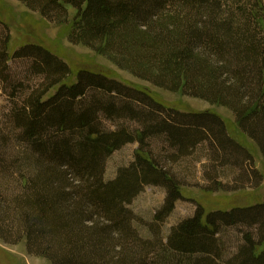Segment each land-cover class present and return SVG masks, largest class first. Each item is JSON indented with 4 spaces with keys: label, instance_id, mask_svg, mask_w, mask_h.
I'll use <instances>...</instances> for the list:
<instances>
[{
    "label": "trees",
    "instance_id": "16d2710c",
    "mask_svg": "<svg viewBox=\"0 0 264 264\" xmlns=\"http://www.w3.org/2000/svg\"><path fill=\"white\" fill-rule=\"evenodd\" d=\"M19 1L59 23L74 7L71 41L157 87L228 108L264 157V0ZM0 36V79L10 82V38ZM13 54L29 59L41 82L0 127L4 242L25 241L30 254L51 264H264V198L208 212L199 205L167 235L160 232L183 197L175 164L199 147L211 151L218 175L240 169L241 177L261 178L219 114L169 107L101 71L79 69L74 80L69 64L39 43ZM118 119L139 128L104 124ZM155 136L170 154L153 156L147 141ZM135 142L133 161L106 180L107 159ZM147 186L166 196L145 237L129 206ZM228 226L242 227L243 241L225 258L219 236Z\"/></svg>",
    "mask_w": 264,
    "mask_h": 264
},
{
    "label": "rangeland",
    "instance_id": "374dc122",
    "mask_svg": "<svg viewBox=\"0 0 264 264\" xmlns=\"http://www.w3.org/2000/svg\"><path fill=\"white\" fill-rule=\"evenodd\" d=\"M69 21L59 23L42 16L38 11L28 8L19 0H0V35L9 36L8 78L10 82L0 79V127L6 123V114L14 103L28 94L32 88L37 87L41 77L29 72L30 60L15 57V50L25 43H39L49 48L65 60L72 69L71 78L75 80L79 69L101 71L119 80L142 87L155 98L161 100L169 107L180 111H214L225 121L229 133L243 144L253 155L252 168L261 175L241 177V170L228 171L227 177L217 174V165L213 163L211 151L206 145L183 158L175 164V172L181 179L183 197L176 203L174 211L159 225L162 235H167L174 225L184 218L194 215L197 206L202 205L208 212L218 208L243 206L262 201L264 198V157L257 144L243 133L235 121L234 114L226 107L213 105L199 98L184 95L181 92H172L157 87L150 82L134 76L126 68L118 66L111 58L81 42L70 39V25L76 13L72 6H68ZM4 23V25H3ZM8 26V27H6ZM264 26V25H263ZM1 37V36H0ZM109 129L120 126L131 130L139 128L138 122L130 119H118L114 122L104 121ZM148 149L154 157H163L170 154V150L161 136L148 139ZM139 147L137 142L129 143L115 151L106 162L105 179L110 180L117 175L121 166L133 161L135 150ZM216 165L214 168L213 166ZM247 176V175H246ZM248 178V179H247ZM221 182L216 189V183ZM211 187L215 191H209ZM166 190L157 186H147L134 198L130 208L136 215L135 227L145 236H149V225L155 213L163 205ZM243 228L240 226L224 227L220 233V242L225 258L235 252L243 241ZM264 248V244L259 248ZM0 264H51L47 259L30 254L25 241L17 244L4 242L0 238Z\"/></svg>",
    "mask_w": 264,
    "mask_h": 264
}]
</instances>
